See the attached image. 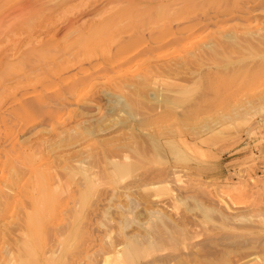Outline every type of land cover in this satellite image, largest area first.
Here are the masks:
<instances>
[{"label": "rangeland", "instance_id": "374dc122", "mask_svg": "<svg viewBox=\"0 0 264 264\" xmlns=\"http://www.w3.org/2000/svg\"><path fill=\"white\" fill-rule=\"evenodd\" d=\"M0 264H264V0H0Z\"/></svg>", "mask_w": 264, "mask_h": 264}, {"label": "bare ground", "instance_id": "6f19581e", "mask_svg": "<svg viewBox=\"0 0 264 264\" xmlns=\"http://www.w3.org/2000/svg\"><path fill=\"white\" fill-rule=\"evenodd\" d=\"M110 26V25H109ZM86 28V27H85ZM113 28V27H112ZM109 30V29H108ZM150 76V75H149ZM148 77V76H147ZM15 185V183L11 184L10 187L8 189H5V190H9L10 188H13ZM3 191V190H2ZM5 192V191H4ZM3 195V194H2Z\"/></svg>", "mask_w": 264, "mask_h": 264}]
</instances>
